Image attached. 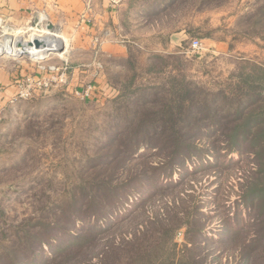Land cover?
<instances>
[{"label":"rangeland","instance_id":"rangeland-1","mask_svg":"<svg viewBox=\"0 0 264 264\" xmlns=\"http://www.w3.org/2000/svg\"><path fill=\"white\" fill-rule=\"evenodd\" d=\"M263 5L109 0L113 19L102 25L99 40L92 22L79 34L46 15L28 27L2 23L0 40L7 43L48 34L60 40L62 51L40 61L0 56L9 72L27 73L15 81L18 92L26 79L64 72L65 81L35 88L27 99H16L17 93L0 111V264L15 258L16 264H40L127 214L121 232L159 218L175 227L168 248L176 258L191 249L200 264H263L264 25L257 20ZM101 38L114 55L102 51ZM193 40L198 49L190 47ZM187 83L194 92L184 106L195 122L174 133L171 124H143V137L133 141L135 105L143 103L138 111L159 118ZM221 98L241 106V113H228ZM175 146H187L188 154L162 176L158 169ZM136 151L143 157L129 159ZM138 174L142 181L128 185ZM256 189L255 200L249 199ZM103 192L114 199H102L103 208L77 219L85 212L77 213L79 205ZM34 248L35 257L24 259Z\"/></svg>","mask_w":264,"mask_h":264},{"label":"trees","instance_id":"trees-1","mask_svg":"<svg viewBox=\"0 0 264 264\" xmlns=\"http://www.w3.org/2000/svg\"><path fill=\"white\" fill-rule=\"evenodd\" d=\"M257 16L259 18L257 19L258 23L264 25V5L258 9ZM180 91L181 93L178 97V101H176V105L167 104L164 107V112L158 115L160 116L159 118L148 114L143 115L142 111H138V108L143 107V103L142 105H135L136 110L132 112L129 117L133 119L131 123L137 122L139 125L137 131L132 134L133 141L140 140L143 137V132L140 130L143 128V124L153 125V123L156 122L163 123V126L171 124L172 128L169 132L174 133L178 125L187 122H195V118L190 114L191 109H185L184 106L187 101L191 102L190 99L194 91L190 90L188 83L182 87ZM216 100L218 101L219 97H214V99L210 101L212 107L214 105V101ZM221 102H223L222 98ZM225 104L229 106L228 113H234L237 116L241 113V106L237 105L236 108H233V104L231 102H223V105ZM201 109H203L202 112L210 115L211 107L203 105L201 106ZM233 109H236L237 113ZM172 110H177L179 112L178 115H181L180 118L174 117ZM182 111L186 112L181 113ZM256 119L257 118L252 117V119H250L251 123H253ZM249 133L245 132L244 138L251 139ZM184 151H187L188 154L189 150L187 146L173 147V149L168 152L166 156L167 160H164V163L161 165V168L158 169V172L164 170L161 175L167 176L168 173L177 169V165L185 159L183 155ZM136 154L137 151L136 153L132 152L128 158L136 161L138 158L143 157V155L140 154H137V157H134ZM139 175L140 174L130 178L127 181L128 185L135 183L137 180L141 182L142 179ZM258 191V189L251 191L247 197L255 200L254 195ZM109 197V193L103 192L100 194L99 198L98 196L92 197L88 204H85L83 201L82 204L79 205L80 208H78L79 212L77 213L81 216L82 212H85L82 217L77 215V219H87L98 208H103L104 205L99 204L102 202V199H105L107 202H111L115 195H112L111 198L108 199ZM132 212L133 211L130 213ZM129 215L127 214L124 217L114 220L111 224L100 228L98 231L96 230V232L81 235L62 248H57L53 256H49L47 261L43 260L40 264H200L194 256H191V249L188 250L189 256L184 257L181 255L176 258L177 255L175 248H168V244L172 242L176 228L164 225L160 218L158 220L149 221L144 227L143 225L136 224L133 228H131V230L125 232L119 231V228L129 221ZM116 233L119 234L116 235ZM30 251L27 250L24 259L34 258L36 255L35 252L38 251V249L34 248L32 252ZM17 261V258H15L10 261V264H16Z\"/></svg>","mask_w":264,"mask_h":264},{"label":"crops","instance_id":"crops-1","mask_svg":"<svg viewBox=\"0 0 264 264\" xmlns=\"http://www.w3.org/2000/svg\"><path fill=\"white\" fill-rule=\"evenodd\" d=\"M109 0H0V20L16 26H30L40 21L45 15L51 23L63 22L70 32L77 33L87 29V23L92 22V36L99 40L103 24H109L112 11L108 9ZM98 8V9H97ZM79 34V33H77ZM81 35V34H80ZM101 48L107 57L114 55V47L100 39ZM0 64V111L3 110L12 97L18 93L16 80L25 77L23 70L11 71Z\"/></svg>","mask_w":264,"mask_h":264},{"label":"bare ground","instance_id":"bare-ground-1","mask_svg":"<svg viewBox=\"0 0 264 264\" xmlns=\"http://www.w3.org/2000/svg\"><path fill=\"white\" fill-rule=\"evenodd\" d=\"M44 43L45 47H34V42ZM60 48V40L53 35L48 34L45 37L35 36L28 41L16 40L9 43L0 40V55L18 56L20 54H46ZM5 51V52H4ZM32 54V55H31ZM34 57V56H32ZM37 58V57H35Z\"/></svg>","mask_w":264,"mask_h":264},{"label":"built area","instance_id":"built-area-1","mask_svg":"<svg viewBox=\"0 0 264 264\" xmlns=\"http://www.w3.org/2000/svg\"><path fill=\"white\" fill-rule=\"evenodd\" d=\"M42 21V18L40 19L39 22ZM2 24V21L0 20V25ZM190 47L192 49H198L200 47V43L197 40H193L190 43ZM42 70H45L44 68H41ZM57 72L60 71V69H56ZM58 77L56 79L53 78H42L38 82H35L34 80L31 79H26V81L23 84L19 85V92L16 96V99H27L31 96V92L35 88H48L51 84H56L57 86L59 84L64 83L65 81V76L64 72H61L60 74H55ZM34 83H36V86H34Z\"/></svg>","mask_w":264,"mask_h":264},{"label":"water","instance_id":"water-1","mask_svg":"<svg viewBox=\"0 0 264 264\" xmlns=\"http://www.w3.org/2000/svg\"><path fill=\"white\" fill-rule=\"evenodd\" d=\"M48 26H50V27H52L51 25H48ZM34 47L35 48H39V47H45V44L44 43H40V42H38V41H35L34 42ZM62 50H61V47L59 48V49H57V50H54V51H52V52H61ZM52 52H49L48 54H46V55H43L42 57H38V58H35V57H32V56H30V55H28V54H20V55H18V56H11V57H15V58H19V57H22V56H25V57H29V58H31L32 60H38V61H40V60H43V59H45L46 57H47V55H49L50 53H52ZM1 56V55H0Z\"/></svg>","mask_w":264,"mask_h":264}]
</instances>
